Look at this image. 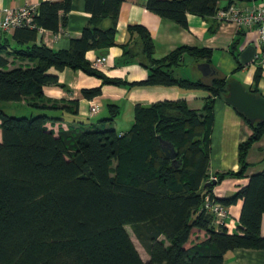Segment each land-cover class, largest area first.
Listing matches in <instances>:
<instances>
[{"label":"trees","instance_id":"trees-1","mask_svg":"<svg viewBox=\"0 0 264 264\" xmlns=\"http://www.w3.org/2000/svg\"><path fill=\"white\" fill-rule=\"evenodd\" d=\"M71 1H44L37 7L34 28H16L10 37L0 32V104L24 101L34 109H47L39 102L42 88L63 87L57 76L49 74L52 68L82 71L100 79L101 86H176L203 90L207 96L199 111L189 110L184 101L136 106L133 125L123 134L105 123L100 126L105 119L74 122L55 132L46 126L51 119L45 114L18 118L0 106V264H223L229 251H264V171L246 176L251 167L249 150L264 136V123L250 125L238 114L251 130L238 145L239 169L215 175V186L227 178H248L234 196L217 199L228 207L242 200L238 233L215 232L210 215L202 209L215 187H205L214 104L224 100L229 79L215 71L206 81H193L177 77L174 70L184 55L210 64L211 50L183 46L155 60L149 32L131 26L129 30L139 37L148 76L131 84L108 78L85 55L115 45L121 0H85L90 21L79 38L70 40L68 50L53 51L35 43L39 29L57 34L66 26ZM219 1L145 0V8L187 28V15L214 17ZM102 19H110L112 26L98 28L95 23ZM238 45L236 40L230 49L237 70L244 67L238 60ZM9 57L32 65L11 67ZM261 71L255 69L254 86L246 88L259 96ZM81 93L90 100L101 95V87ZM108 108L110 121L118 110L115 105ZM160 139L173 145L174 161L166 158ZM126 227L149 262L140 258ZM193 229L204 230L207 239L186 248Z\"/></svg>","mask_w":264,"mask_h":264},{"label":"crops","instance_id":"crops-1","mask_svg":"<svg viewBox=\"0 0 264 264\" xmlns=\"http://www.w3.org/2000/svg\"><path fill=\"white\" fill-rule=\"evenodd\" d=\"M44 1L56 0H0V20L5 10H17L23 6L38 7ZM264 0H220L217 9L244 8L253 5H263ZM91 15L85 10V0H72L71 11L67 15V24L60 27L54 34L50 31L38 32L36 44H44L53 51L68 50L71 39L81 36L83 28L89 23ZM98 28L106 30L112 26L110 19L98 20L95 23ZM131 26L144 27L150 34L154 44V59L160 60L180 47H193L211 50L210 65L220 76L229 81L236 79L245 88L254 86L255 67L246 65L237 70L238 64L231 55L230 49L234 41L239 40L237 52L240 54L248 45H253L256 33L254 30L246 31L237 29L232 24H221L214 17L202 19L194 15H187V28H182L176 23L165 20L145 8V0H121L118 18L115 25V45L102 49L89 51L85 58L92 64L99 57L105 56L106 63L103 68H98L108 78L120 79L131 83L144 81L148 76V70L142 66L143 54L140 48L139 37L136 32L129 30ZM2 33V32H1ZM10 37L12 32L3 33ZM11 45L14 42L11 41ZM124 46V47H123ZM17 48H21L18 46ZM22 48H25L23 46ZM124 52L128 53L125 55ZM105 53V55H103ZM10 66H31V62L24 59L9 57ZM188 55H184L182 64L174 70L177 77L193 80L204 79L198 71H182L185 65H198L199 62ZM49 74L57 76L59 86H44L43 98L40 104L48 107L42 113L48 116L46 126L48 129L58 132L59 129H67L74 122L92 120L106 111L109 117L102 120L106 127H112L118 134L127 132L134 122V108L136 106L148 107L155 103L184 101L189 110L199 111L203 107L207 93L203 90H185L165 86L130 87L102 85L101 80L88 76L82 71H74L69 68L57 71L50 69ZM194 73V74H193ZM193 80V81H196ZM101 87V95L94 97L99 103L100 109L96 116L88 114L89 101L82 95V90ZM257 88L264 96V70L260 73ZM28 106L24 101L19 102ZM108 105L117 106L118 114L110 119L111 112ZM76 111V114L72 112ZM251 135V130L241 117L224 100H217L214 104L213 126L210 135L209 175H216L226 171H237L238 145ZM1 136V132H0ZM247 161L251 167L247 171V177L254 173L264 171V136L249 150ZM261 169L256 170V166ZM248 178H227L215 186L212 193L218 199L234 196L242 187L246 186ZM242 200L229 206L228 223L236 227L232 233L239 231V217L242 208ZM261 236L264 238V214L261 217ZM207 239L204 230L193 229L189 240L185 245L189 248ZM133 242V241H132ZM139 243V242H138ZM143 262H149V255L139 243L140 249L133 243ZM223 264H264V251L253 249H236L224 255Z\"/></svg>","mask_w":264,"mask_h":264},{"label":"built area","instance_id":"built-area-1","mask_svg":"<svg viewBox=\"0 0 264 264\" xmlns=\"http://www.w3.org/2000/svg\"><path fill=\"white\" fill-rule=\"evenodd\" d=\"M37 7L23 6L17 10H5L4 16L0 20V32H13L16 28L28 27L34 28L33 18L37 15ZM214 18L221 24H232L237 29L254 30L256 37L253 42L255 47V54L250 65L264 70V4L253 5L244 8H226L218 9ZM38 32H43L39 29ZM106 63V57L102 56L96 59L92 66L95 69L103 68ZM100 105L93 98L89 101L88 114L90 117L96 116L99 112ZM214 181L217 183L218 179L215 175L209 177L208 182ZM212 193L207 195L204 199L203 210L210 215L211 227L215 232L225 229L227 233H232L236 230L233 223H228L229 208L217 200Z\"/></svg>","mask_w":264,"mask_h":264},{"label":"water","instance_id":"water-1","mask_svg":"<svg viewBox=\"0 0 264 264\" xmlns=\"http://www.w3.org/2000/svg\"><path fill=\"white\" fill-rule=\"evenodd\" d=\"M255 54V47L248 45L238 57L239 63L246 66L252 62ZM105 55V53H103ZM198 71L203 77L215 75L214 68L209 63H199ZM227 94L224 102L230 106L237 114L246 119L250 125L254 123H264V96L255 95L249 92L238 80L233 79L228 82L226 88ZM160 147L166 158L174 161L176 152L173 145L168 141L160 139ZM214 181L207 182L205 187L215 186Z\"/></svg>","mask_w":264,"mask_h":264},{"label":"rangeland","instance_id":"rangeland-1","mask_svg":"<svg viewBox=\"0 0 264 264\" xmlns=\"http://www.w3.org/2000/svg\"><path fill=\"white\" fill-rule=\"evenodd\" d=\"M196 63V62H195ZM182 71H185L186 73L187 72H192L193 70L194 71H197V72H194L196 75H198V69H197V65L193 64V65H185L182 67ZM193 73V74H194ZM195 78H197L196 76L193 77V80H196ZM1 106V109L8 115L10 116H15V117H34V116H37L39 114H43L41 110H38V109H34L30 106H23L21 105L20 103H2L0 104ZM105 116L109 117V114L108 112H104L103 115H98L96 118H94L92 120L93 123H99L102 121L101 118H104ZM256 166V170L258 169H261L262 168V165L261 166H258V165H255ZM126 231L127 233L129 234V236L131 237L133 243H135V245L140 249V246H139V243L138 241L135 239L131 229L129 227H126Z\"/></svg>","mask_w":264,"mask_h":264},{"label":"bare ground","instance_id":"bare-ground-1","mask_svg":"<svg viewBox=\"0 0 264 264\" xmlns=\"http://www.w3.org/2000/svg\"><path fill=\"white\" fill-rule=\"evenodd\" d=\"M94 117V116H93Z\"/></svg>","mask_w":264,"mask_h":264}]
</instances>
